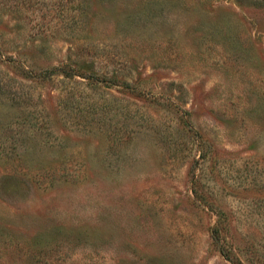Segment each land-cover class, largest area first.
Masks as SVG:
<instances>
[{
  "label": "rangeland",
  "instance_id": "1",
  "mask_svg": "<svg viewBox=\"0 0 264 264\" xmlns=\"http://www.w3.org/2000/svg\"><path fill=\"white\" fill-rule=\"evenodd\" d=\"M0 264H264V0H0Z\"/></svg>",
  "mask_w": 264,
  "mask_h": 264
},
{
  "label": "trees",
  "instance_id": "2",
  "mask_svg": "<svg viewBox=\"0 0 264 264\" xmlns=\"http://www.w3.org/2000/svg\"><path fill=\"white\" fill-rule=\"evenodd\" d=\"M214 232L217 233V228H216V230H214Z\"/></svg>",
  "mask_w": 264,
  "mask_h": 264
}]
</instances>
